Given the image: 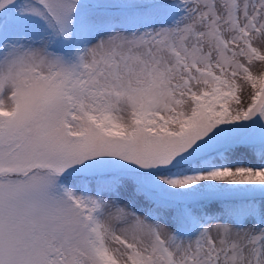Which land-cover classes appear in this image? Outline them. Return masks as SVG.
I'll list each match as a JSON object with an SVG mask.
<instances>
[{
  "label": "snow or ice",
  "instance_id": "obj_1",
  "mask_svg": "<svg viewBox=\"0 0 264 264\" xmlns=\"http://www.w3.org/2000/svg\"><path fill=\"white\" fill-rule=\"evenodd\" d=\"M257 64L264 0H0V264H264Z\"/></svg>",
  "mask_w": 264,
  "mask_h": 264
},
{
  "label": "rangeland",
  "instance_id": "obj_2",
  "mask_svg": "<svg viewBox=\"0 0 264 264\" xmlns=\"http://www.w3.org/2000/svg\"><path fill=\"white\" fill-rule=\"evenodd\" d=\"M264 71V65H259L257 64L256 66L253 67V72L258 74L259 72ZM245 93L250 91V88L247 85H244Z\"/></svg>",
  "mask_w": 264,
  "mask_h": 264
}]
</instances>
